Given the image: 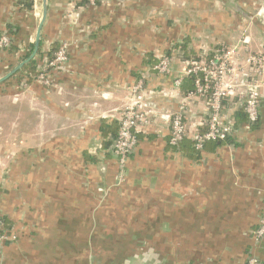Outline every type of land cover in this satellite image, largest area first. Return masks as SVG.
Returning a JSON list of instances; mask_svg holds the SVG:
<instances>
[{
  "label": "crops",
  "instance_id": "crops-1",
  "mask_svg": "<svg viewBox=\"0 0 264 264\" xmlns=\"http://www.w3.org/2000/svg\"><path fill=\"white\" fill-rule=\"evenodd\" d=\"M70 1H47L43 51L69 47L51 85L0 84V211L16 235L0 246V264L264 260V239L255 241L264 218V103L258 123L237 127L234 144L208 143L196 157L171 148L168 122L154 120L139 132L122 181L109 145L126 88L143 74L156 109L172 115L193 91L183 90L189 61L244 36L252 53H264V0H80L75 19ZM42 2L29 12L0 0V36L14 47L0 51V78L34 46ZM167 54L173 70L159 75L153 67ZM226 111L236 118L241 102ZM187 117L191 133L205 130L202 99Z\"/></svg>",
  "mask_w": 264,
  "mask_h": 264
},
{
  "label": "built area",
  "instance_id": "built-area-1",
  "mask_svg": "<svg viewBox=\"0 0 264 264\" xmlns=\"http://www.w3.org/2000/svg\"><path fill=\"white\" fill-rule=\"evenodd\" d=\"M71 0L68 17L77 18V3ZM95 5L98 0H85ZM257 16L264 22V8ZM250 37L244 36L239 45L226 47L222 45L211 59L192 60L186 64L183 74L194 79V89L184 97L175 114H163L156 109L152 98L147 96L146 83L148 75L143 74L138 82L126 88L124 108L119 119V132L111 152L117 160L119 179L125 177L129 159L138 147V134L146 129L154 120H166L169 124V146L179 150L185 140L195 144L196 151L201 152L208 142L222 143L236 132V119L227 113L228 102L238 99L243 113L247 117L246 128L250 130L260 120L264 100V53L250 51ZM239 46V47H238ZM13 47L11 36H0V51H9ZM68 45L64 44L55 53L54 58L40 68L33 82L46 87L51 85V71L61 67L68 60ZM242 51V52H240ZM173 57L162 56L153 70L159 75L167 76L172 72ZM182 79L175 81L180 87ZM25 82L22 86L26 87ZM202 99L207 111L205 130L191 133L188 126L187 108L193 99ZM4 216L0 211V246L7 241H15L16 235L6 227ZM264 238V218L260 219L255 240ZM247 264H264L263 260L252 256Z\"/></svg>",
  "mask_w": 264,
  "mask_h": 264
},
{
  "label": "trees",
  "instance_id": "trees-1",
  "mask_svg": "<svg viewBox=\"0 0 264 264\" xmlns=\"http://www.w3.org/2000/svg\"><path fill=\"white\" fill-rule=\"evenodd\" d=\"M16 2H17L18 7H21L25 11H29V12L33 10L34 5H35V0H16ZM15 32L16 31L12 30V33H15ZM33 48H34V46H32L29 49L28 53L23 57V61L25 59H27L31 55V53L33 51ZM12 49H14V47H12ZM59 49H60V47L56 45V46L52 47L49 51L44 52L43 51V46L40 44V49H39V52H38V55L36 56V58L34 60H32L29 64H27L22 70H20L18 73H16L11 79H9L5 83H3V85H6V86H8V85H21L22 83H25V82L27 84L32 83L33 80H34V77L36 75H38V72H39L40 68L47 62V60L53 59L55 53ZM180 49L184 50V47L183 48H179V50ZM167 56H169V55L167 54ZM209 57H211V55H209L207 58H209ZM199 59L200 58L195 57V60H199ZM157 62H159V61H157ZM186 85L187 86L186 87L184 86V89H183L185 92L193 90L194 89V79L193 78H189L187 80ZM263 103H264V100H263ZM235 119H236V129H237V127H239L240 125H242L243 123H245L247 121V117L243 113V111H240L237 114ZM118 132H119V127L117 129V132L114 133V135H113V141H111L109 143V145L111 146V149L113 147L115 139L117 138ZM208 143H213L215 146L218 145L217 142H208ZM222 144L223 145L234 144L233 136L229 137L226 141L222 142ZM179 151H182L184 153H185V151L188 152V153H194V155H195V156L193 155L194 157H196V155L200 154L199 151H196L195 144L191 140H185L182 143ZM197 158H200V157H197ZM3 219L5 221L6 227L11 229L10 223L7 222L5 218H3ZM250 257H252V256H250Z\"/></svg>",
  "mask_w": 264,
  "mask_h": 264
},
{
  "label": "water",
  "instance_id": "water-1",
  "mask_svg": "<svg viewBox=\"0 0 264 264\" xmlns=\"http://www.w3.org/2000/svg\"><path fill=\"white\" fill-rule=\"evenodd\" d=\"M47 1L48 0H43V2H42L43 16H42L41 22H40L38 30H37L34 48H33L31 55L27 59H25L22 63H20L17 67H15L12 71H10L7 75L0 78V84H3L6 81H8L9 79H11L16 73H18L20 70H22L27 64H29L32 60H34L36 58V56L38 55V52L40 49V44H41L42 27L44 25V22H45L46 16H47Z\"/></svg>",
  "mask_w": 264,
  "mask_h": 264
},
{
  "label": "rangeland",
  "instance_id": "rangeland-1",
  "mask_svg": "<svg viewBox=\"0 0 264 264\" xmlns=\"http://www.w3.org/2000/svg\"><path fill=\"white\" fill-rule=\"evenodd\" d=\"M263 239H264V238H263ZM263 239H262V240H263ZM262 240H260L259 242H257L256 240H255V241H256V243H260ZM260 260H262V259H260Z\"/></svg>",
  "mask_w": 264,
  "mask_h": 264
}]
</instances>
